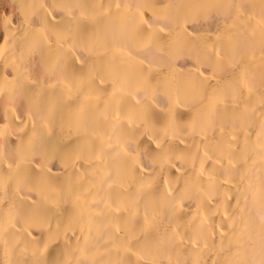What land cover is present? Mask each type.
I'll return each instance as SVG.
<instances>
[{
    "label": "bare ground",
    "instance_id": "6f19581e",
    "mask_svg": "<svg viewBox=\"0 0 264 264\" xmlns=\"http://www.w3.org/2000/svg\"><path fill=\"white\" fill-rule=\"evenodd\" d=\"M0 264H264V0H0Z\"/></svg>",
    "mask_w": 264,
    "mask_h": 264
}]
</instances>
